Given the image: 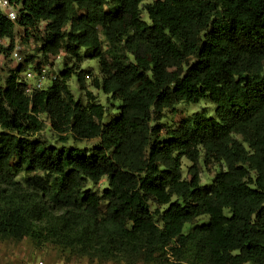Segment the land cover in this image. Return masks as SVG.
I'll use <instances>...</instances> for the list:
<instances>
[{"label":"trees","instance_id":"obj_1","mask_svg":"<svg viewBox=\"0 0 264 264\" xmlns=\"http://www.w3.org/2000/svg\"><path fill=\"white\" fill-rule=\"evenodd\" d=\"M10 2L17 18L0 9L9 41L0 54L20 27L44 57L65 59L59 74L33 56L5 78L0 64V241L58 247L90 264H264V0ZM82 49L98 77L80 69ZM45 67L55 79L28 94L25 71ZM88 80L120 102L117 118L103 122ZM202 100L214 118L196 113L167 131L157 123ZM41 116L60 144L97 146L33 140ZM212 166L223 168L203 185ZM103 180L101 193L87 187Z\"/></svg>","mask_w":264,"mask_h":264},{"label":"rangeland","instance_id":"obj_2","mask_svg":"<svg viewBox=\"0 0 264 264\" xmlns=\"http://www.w3.org/2000/svg\"><path fill=\"white\" fill-rule=\"evenodd\" d=\"M154 0H146L145 3H151ZM142 18L148 20L146 14L144 13ZM45 24H41L39 32L42 33ZM41 41L35 40L33 37L28 38L24 33L23 29L16 27V36L14 46L5 57L4 54H0V64L3 68V78L8 75V72L11 69L16 67V61L13 59L14 51L18 50L20 53L21 60L18 62V65L23 63L25 59L29 56L35 57L40 61H44L52 65L51 69L55 73H60L64 70V59L62 56L61 59L54 60L52 57H44L39 51L41 47ZM9 46V41L7 39L0 38V47L7 48ZM0 52H2L0 50ZM81 55L84 56V60L80 65V69L86 72L89 76L98 77L99 76V63L97 59H92L89 56L91 51L87 49L81 50ZM32 70V69H31ZM33 71V70H32ZM37 76V72L33 71ZM36 79H32L31 83H36ZM51 84V81H46L44 87H48ZM88 91H90L95 97H97V102L100 103L106 110V115L103 120L104 123L109 122L112 119H115L119 115V101H114L109 96L103 94L100 90L93 87L91 80L87 81ZM69 87L73 93L76 100H81L84 104L87 101L85 94L79 90L76 77L73 76L69 81ZM215 105L208 102L207 100H202L198 104H179L176 106L175 114L166 111L157 121L163 125L165 131L170 128H173L181 119L190 118L196 113L204 112L209 118H214ZM41 119L45 123L44 129L32 137L33 140H39L51 146H57L59 148L65 147L67 149L79 148V149H92L97 146L98 140L82 141L75 142L70 139L66 144L59 143V137L52 132L49 128L47 120L41 116ZM190 163L188 160L183 159V178L189 179L188 167ZM223 168V167H222ZM219 166H212L209 170H203L201 174V183L203 185H209L213 175L222 169ZM21 176L19 177V179ZM104 181V180H103ZM102 181V185H90L87 184V187H91L94 192L101 193L102 190L106 187L105 181ZM206 218L202 217L198 220L199 223L206 222ZM192 228V224H186L184 226L183 232L187 234ZM11 260L7 262L6 260ZM16 259V260H14ZM27 262H26V261ZM38 260H45L48 264H90L86 258H76L71 257L67 252L61 250L58 247L53 246H44L41 249H36L30 240H23L21 242L13 241H0V264H34ZM106 264H117V263H106Z\"/></svg>","mask_w":264,"mask_h":264},{"label":"built area","instance_id":"obj_3","mask_svg":"<svg viewBox=\"0 0 264 264\" xmlns=\"http://www.w3.org/2000/svg\"><path fill=\"white\" fill-rule=\"evenodd\" d=\"M0 9L4 12L7 18L13 21L16 20L17 12L14 4L10 2V0H0ZM13 59L17 62L16 67L19 66L18 62L21 60V58L18 50L14 51ZM23 76H24V80H26V82L28 83V87L26 89V92L28 94H31L34 90L43 89L44 83L46 81H51L56 77L55 75L50 76L49 68L47 67L43 68L40 73H37V76L30 69L25 71ZM32 79H36L35 81L36 83H31ZM34 264H47V263L44 260H38Z\"/></svg>","mask_w":264,"mask_h":264},{"label":"crops","instance_id":"obj_4","mask_svg":"<svg viewBox=\"0 0 264 264\" xmlns=\"http://www.w3.org/2000/svg\"><path fill=\"white\" fill-rule=\"evenodd\" d=\"M14 260H16V259H14ZM11 261H12V259H11V260L8 259V260H6V263H7V262H11ZM16 261H17V260H16ZM25 261H26V260H25ZM26 262H27V261H26Z\"/></svg>","mask_w":264,"mask_h":264}]
</instances>
